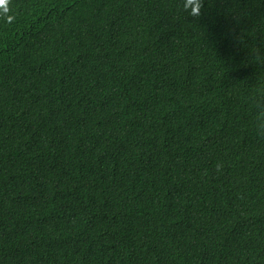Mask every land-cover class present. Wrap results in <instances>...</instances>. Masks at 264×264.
<instances>
[{"label":"trees","instance_id":"1","mask_svg":"<svg viewBox=\"0 0 264 264\" xmlns=\"http://www.w3.org/2000/svg\"><path fill=\"white\" fill-rule=\"evenodd\" d=\"M258 112L264 0H0V264H264Z\"/></svg>","mask_w":264,"mask_h":264},{"label":"clouds","instance_id":"2","mask_svg":"<svg viewBox=\"0 0 264 264\" xmlns=\"http://www.w3.org/2000/svg\"><path fill=\"white\" fill-rule=\"evenodd\" d=\"M202 2V0H201ZM257 122H264V112H258L253 115V125L255 129V125ZM222 168V165H217V170L219 171Z\"/></svg>","mask_w":264,"mask_h":264}]
</instances>
